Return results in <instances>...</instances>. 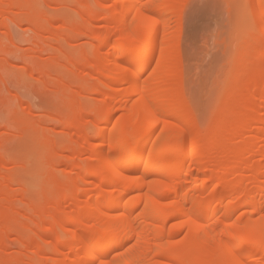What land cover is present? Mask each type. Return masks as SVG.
I'll return each mask as SVG.
<instances>
[{
  "label": "bare ground",
  "instance_id": "1",
  "mask_svg": "<svg viewBox=\"0 0 264 264\" xmlns=\"http://www.w3.org/2000/svg\"><path fill=\"white\" fill-rule=\"evenodd\" d=\"M33 1L0 0V79L7 78L9 69L20 63L24 65L18 76L21 80L27 74L32 79L35 74H47L48 65L35 66L33 59L85 36L92 41L94 53V65H86L109 82H103L98 92L107 95L109 91L111 100L95 112V121L103 127L94 136L100 142L87 149L91 162H97L83 175L85 188L69 195L60 193L57 198L78 204L74 218L55 223L56 212H38L41 221L35 223L43 225L28 264H258L264 259L260 239L264 232V152L261 159L254 160V150L264 149V122L252 132L264 115V73L252 80L250 75L239 79L238 87L247 85L248 92L229 101L225 110L232 117L218 118L217 131L203 145L202 136L209 126L200 129L190 119L183 99L181 64L175 58L180 55L182 0H93L96 6L85 0L79 2L85 23L74 34L59 36L58 31L49 41L43 39L48 29L41 27L42 17L29 12ZM256 1L264 42L262 0ZM64 3L66 0L37 1L42 8L57 6L63 30L73 14L72 9L70 15V9L66 12ZM102 6L108 21L105 30L98 32L96 24L102 16L96 7ZM55 22L50 21L49 26ZM24 24L32 35L23 36L25 41L20 42L14 33ZM20 46H27L32 56ZM254 81L261 85L257 87ZM251 94L259 97L253 100ZM249 97L252 100L245 107ZM122 108L126 118L113 122ZM83 109L78 110L86 114L74 128L85 147L93 137L86 133L87 112ZM225 124H232L234 131L229 134L241 140L218 152L216 140L222 138ZM247 135L253 139L248 140ZM73 142L66 141L68 147ZM219 165L216 175L214 168ZM82 167L81 162L75 165L77 171ZM93 176L97 181H91ZM85 196L84 202L79 201ZM8 200L10 204L12 199ZM172 221L174 226L167 229ZM27 228L17 230V235L23 238L26 231L34 232ZM180 232L185 237L176 241ZM50 234L58 237L53 252L43 246ZM45 252L62 259L43 262Z\"/></svg>",
  "mask_w": 264,
  "mask_h": 264
},
{
  "label": "rangeland",
  "instance_id": "2",
  "mask_svg": "<svg viewBox=\"0 0 264 264\" xmlns=\"http://www.w3.org/2000/svg\"><path fill=\"white\" fill-rule=\"evenodd\" d=\"M37 1L39 0L33 1L35 4L29 6L33 9L29 12L42 17L43 21L40 25L42 28L48 29V33H44L43 36L46 41L53 38L58 31L57 35L59 36L65 33L74 34L81 23H85L82 18V6L79 3L85 2V0H66L64 5L68 6H64V8H67L66 12L70 11L69 15L72 11L73 14L70 16V23L64 30L62 29L63 20L58 16L57 6L51 5L48 8H42L40 4H37ZM250 3L255 5L253 13L235 7V5L246 4L245 0H182L181 3V18L178 20L182 30L180 55L175 58L181 64L183 99L191 112L190 119L200 129L209 126L202 136L203 145H206L212 133L217 131L215 125L218 118L230 119L232 117V112L227 113L225 110L229 101L234 100L242 92L246 94L248 86L238 87L239 79L250 75L252 80L264 73V56L261 53L264 51V42L261 41L262 31L258 24L257 1L251 0ZM91 5L96 6L95 1L92 0ZM68 9L70 10L68 11ZM96 9L100 17L102 16V20L96 24V31L102 32L107 26L108 20L105 18L107 13L103 6L102 8L96 7ZM65 10L63 11L65 12ZM60 12L62 13V11ZM18 14L22 13L18 12ZM52 20L56 22L53 26H49ZM14 35L17 40L23 42L25 41L23 36L32 34L29 26L24 24L20 29L15 30ZM73 40L64 44L62 48L56 45L57 49L47 50L39 58L33 59L35 66L38 64L48 65L47 74H35V79L27 74L26 77H23L25 80L22 79V81L18 76L24 65L20 63L16 64L15 68L9 69V72L6 73L7 78L0 79V87H2V91H0V227H2L0 242L5 243L0 245V251L2 250L0 264L9 260L12 264L29 263V258L33 257L32 249L38 241L36 234H39L41 225H43L41 222L37 225L35 223L41 221L37 217L38 212L47 211V214L56 212L57 218L54 222L57 223L64 218H68V220L74 218L78 204L73 201H60L57 199L58 195L60 193L69 195L75 189L85 188L83 175L88 169L94 168L95 162H97L96 160L91 162L87 149L91 147L89 144L96 145L100 142V139L94 138V136L98 133L99 127H103V124L96 122L95 112L108 106L111 93L107 90V95H103L98 92V89L103 82H109L101 74L95 72L94 68L86 65L88 63L94 65L92 60L94 53L90 46L92 41L85 36L76 38L74 42ZM93 43L96 44V42ZM20 48L28 52L29 57L32 56L27 46H20ZM254 84L257 87L261 85L259 81H254ZM254 95L251 94V98L254 97L253 100L259 97L258 94ZM67 97L69 100L66 99ZM248 100L252 99L249 97L244 100L246 101L243 103L245 107ZM79 107L84 108L83 110L87 112L85 117L88 123L85 129L86 133L94 138L90 139L85 147L80 143V134L74 128L79 119L86 114H82L78 110ZM122 109L114 116L113 122H116V119L126 118L124 108ZM32 115H35L36 118ZM260 117L261 122L254 125L252 132L258 125L260 126V123L264 122V115ZM232 131H234V126L225 124L221 133L222 138L216 140L215 148L218 152L235 146L241 140L231 136L229 133ZM248 135L246 136L248 140L253 139V135L251 139ZM72 137L75 142L68 147L66 141L73 140ZM38 141L48 144L50 156L54 162V172L66 177V180L63 181L54 178L53 195L40 204L34 203L25 195L18 181L21 175L22 160ZM262 145L264 148V143ZM260 148L254 150L255 161L261 159L263 155L264 149ZM78 162L83 164L80 171L75 169ZM221 166L223 165L221 164ZM221 166L214 168L216 169L215 173L219 174L220 169L218 168ZM91 179V181H97L94 176ZM59 188L61 192H59ZM24 198L26 199L23 200ZM8 199H12L10 204L15 199L17 200L10 206L7 204ZM28 199L32 205L24 204L26 202L30 204ZM53 199H55L54 203L56 201L59 203L54 205ZM86 199L85 196L79 201L84 202ZM242 212L243 210L237 213L235 218H238ZM6 220L11 223L6 225ZM174 224L175 221L170 222L167 229H170ZM25 228H31L35 234L26 231V236L20 238L17 232ZM31 229L29 230L31 231ZM52 234L44 245L42 244L47 248L45 249L47 252L53 250L58 243V237ZM70 237L69 234L68 238ZM184 237L185 232H180L176 241H181ZM61 239H66V236ZM47 252L43 255V262L51 263L62 259L60 258L62 256L56 257Z\"/></svg>",
  "mask_w": 264,
  "mask_h": 264
},
{
  "label": "clouds",
  "instance_id": "3",
  "mask_svg": "<svg viewBox=\"0 0 264 264\" xmlns=\"http://www.w3.org/2000/svg\"><path fill=\"white\" fill-rule=\"evenodd\" d=\"M54 178L66 180L62 174L54 172V162L48 144L38 141L21 162V175L18 181L25 195L34 203L40 204L53 195Z\"/></svg>",
  "mask_w": 264,
  "mask_h": 264
},
{
  "label": "snow or ice",
  "instance_id": "4",
  "mask_svg": "<svg viewBox=\"0 0 264 264\" xmlns=\"http://www.w3.org/2000/svg\"><path fill=\"white\" fill-rule=\"evenodd\" d=\"M235 7L243 8V9H245L247 12H249V13H253V12H254V8H255V5L249 3V4L235 5ZM261 9H262V15H264V0H262V3H261ZM261 211H264V208H262ZM260 239H261V242L264 243V232H261V234H260ZM92 264H95V262L93 261ZM260 264H264V259H262V260L260 261Z\"/></svg>",
  "mask_w": 264,
  "mask_h": 264
}]
</instances>
